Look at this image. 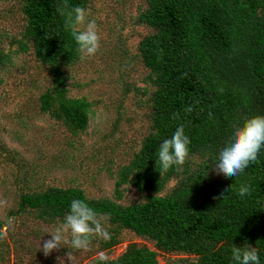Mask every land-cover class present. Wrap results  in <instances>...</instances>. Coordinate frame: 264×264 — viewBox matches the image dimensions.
<instances>
[{
    "label": "trees",
    "instance_id": "1",
    "mask_svg": "<svg viewBox=\"0 0 264 264\" xmlns=\"http://www.w3.org/2000/svg\"><path fill=\"white\" fill-rule=\"evenodd\" d=\"M88 5L89 0H23L25 34L42 62L79 59L66 22L74 7ZM140 21L152 28L140 41L139 52L158 90L151 93L153 123L139 139L140 152L118 173V185L130 181L142 191L160 190L165 180L175 178L179 170L161 171L155 159L160 143L181 124L191 139L189 154L201 160V174L179 179L169 196L150 195L142 203L90 198L79 186L25 191L16 213L63 220L72 199H86L111 223L104 247L117 245L124 228L155 242L156 250L130 244L108 264H161L158 251L180 255V264H233V244L245 242L258 249L264 264V149L237 177L210 175L216 150L233 125L264 115V0H149ZM30 48L29 43L22 46L23 51ZM51 99L50 92L41 97L44 111L53 106ZM57 99L56 113L75 129H84L88 99L69 97L64 87ZM244 183L250 194L241 199L238 189Z\"/></svg>",
    "mask_w": 264,
    "mask_h": 264
},
{
    "label": "rangeland",
    "instance_id": "2",
    "mask_svg": "<svg viewBox=\"0 0 264 264\" xmlns=\"http://www.w3.org/2000/svg\"><path fill=\"white\" fill-rule=\"evenodd\" d=\"M148 4L149 0H89L88 18L96 20L101 37L98 53L51 65L36 56L32 38L25 34L23 0H0V52L5 58L0 63V264H91L99 252L117 259L133 243L157 249L154 241L124 228L113 247L94 238L87 251L64 245L45 255L40 245L62 220L16 213L25 191L79 186L90 198L142 203L150 195L169 196L179 179L193 180L201 174L200 158L189 154L182 170L165 180L160 190L142 191L133 182H117L121 168L140 152L139 139L153 123L151 93L158 85L139 52L140 41L152 30L140 21ZM27 43L31 48L23 51ZM63 87L69 97L91 103L84 129H75L56 113ZM47 92L53 106L44 111L41 97ZM210 175L225 176L215 165ZM9 217L14 218L11 225ZM104 218L109 229L111 223ZM180 258L158 251L161 264H180Z\"/></svg>",
    "mask_w": 264,
    "mask_h": 264
},
{
    "label": "clouds",
    "instance_id": "3",
    "mask_svg": "<svg viewBox=\"0 0 264 264\" xmlns=\"http://www.w3.org/2000/svg\"><path fill=\"white\" fill-rule=\"evenodd\" d=\"M66 28L71 30L81 60L98 53L101 46L98 25L95 19L88 18L85 8L76 6L72 9ZM186 111H191V107L186 108ZM173 116L179 118L177 114ZM190 144L191 139L186 134L184 125H178L171 136L160 143L156 152V167L159 166L161 171L182 170L189 157ZM262 149H264V115H254L233 125L228 139L216 150L212 164L223 175L237 177L251 163L257 161ZM227 187L231 189L232 185ZM249 194L250 185L241 184L238 189L239 197L243 199ZM13 219L9 217L7 223L11 225ZM48 234L50 239L40 245V250L45 255L64 245L70 246L73 251H87L94 238L110 239L105 218L100 216L86 199L81 198L70 201L63 220ZM230 255L233 264H260L258 249L247 242L243 246L233 244ZM67 256H70L69 251ZM108 261L109 256L105 252L97 254V264H108Z\"/></svg>",
    "mask_w": 264,
    "mask_h": 264
}]
</instances>
